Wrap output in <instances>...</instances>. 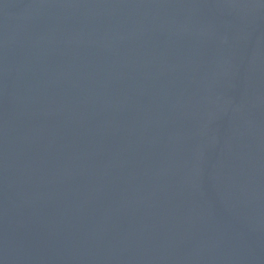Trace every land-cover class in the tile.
I'll list each match as a JSON object with an SVG mask.
<instances>
[{"label": "water", "instance_id": "obj_1", "mask_svg": "<svg viewBox=\"0 0 264 264\" xmlns=\"http://www.w3.org/2000/svg\"><path fill=\"white\" fill-rule=\"evenodd\" d=\"M0 264H264V0H0Z\"/></svg>", "mask_w": 264, "mask_h": 264}]
</instances>
